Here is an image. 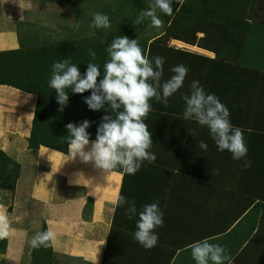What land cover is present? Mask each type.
I'll return each mask as SVG.
<instances>
[{
    "label": "crops",
    "instance_id": "crops-1",
    "mask_svg": "<svg viewBox=\"0 0 264 264\" xmlns=\"http://www.w3.org/2000/svg\"><path fill=\"white\" fill-rule=\"evenodd\" d=\"M237 3L235 15L193 10L195 41L169 39L196 67L184 64V85L167 104L150 100L153 113L144 122L157 159L134 175L119 167L110 173L79 156L66 161L68 149H28L36 96L0 85V151L20 167L14 193L0 190V264H32L30 241L44 226L57 239L51 261L36 264H196L188 245L205 238L224 247L225 264H264V0ZM2 7L0 0V51L16 50L21 22ZM172 75L164 70L162 77ZM194 80L244 130L251 167L218 150L206 126L184 120L182 96ZM118 196L134 200L138 211L158 202L164 223L153 248L134 239L138 216L129 219Z\"/></svg>",
    "mask_w": 264,
    "mask_h": 264
},
{
    "label": "clouds",
    "instance_id": "clouds-1",
    "mask_svg": "<svg viewBox=\"0 0 264 264\" xmlns=\"http://www.w3.org/2000/svg\"><path fill=\"white\" fill-rule=\"evenodd\" d=\"M182 6L183 0H177ZM172 0H154L149 5L150 10H142L133 21L139 25L150 20L153 27H161L163 21L157 15V9L173 17ZM179 11V9H177ZM94 28H110V18L106 14L96 13L91 25ZM79 28L77 24L75 26ZM106 51L110 59L103 65V79L100 66L88 63L87 70L81 75L80 69L70 59L54 62L49 87L57 93V103L63 106L68 103L69 95L66 89L83 94L91 90V95L85 98V103L91 110H101L105 104L110 105V111L116 113L103 117V123L98 128L97 137L90 144L89 121H83L79 126L68 123L69 130L67 160L80 157L84 163L95 162L97 168L110 173L116 168H122L129 175H134L144 161L155 162L157 156L150 149L153 144L152 134L144 122L151 111L149 101L152 98L168 103V98L177 93L184 85L188 68L184 65L172 67L174 73L168 80L161 83L164 72V58L156 56L149 59L140 47L138 39H129L122 35L112 40ZM93 60L96 53L89 49ZM162 93V95H161ZM185 104L184 120H195L200 126L209 129L212 139L220 151H229L234 160H244V167H251L247 157L248 148L245 142L244 130L234 127L230 120V111L215 95L205 91L199 81H192L190 92L183 94ZM195 136V129L191 130ZM199 148L207 151L209 145L201 141ZM79 182V181H78ZM118 206L125 208L129 219L138 216L136 231L133 236L145 249L153 248L159 240L156 232L162 227L163 211L158 202L146 204L142 210H137L136 202L125 196H118ZM57 239L56 233L49 228L37 232L30 241L34 248L41 246L53 247ZM205 238L188 245L196 264H225L230 260L223 246L210 242Z\"/></svg>",
    "mask_w": 264,
    "mask_h": 264
},
{
    "label": "trees",
    "instance_id": "trees-1",
    "mask_svg": "<svg viewBox=\"0 0 264 264\" xmlns=\"http://www.w3.org/2000/svg\"><path fill=\"white\" fill-rule=\"evenodd\" d=\"M64 1L71 6V25L61 26L58 31L37 23H24L17 29L19 48L0 51V85L36 96L30 135L27 139L28 149L31 150L46 147L64 153L68 149L69 130L66 128L68 123L79 126L85 120L91 122L87 131L92 140L97 137L103 117L116 116V113L110 111V105L107 103L98 111L88 107L85 98L91 95V90L77 94L71 89H66L69 100L61 111V105L57 103V93L49 87L54 62L70 59L79 67L81 75L86 73L88 63H95L101 70L99 82L104 75L103 65L110 59L106 49L112 40L125 35L129 39H138L140 47L149 59L163 57L164 70H171L172 67L181 64L196 67L193 59L189 58L190 54L168 46L169 39H178L186 43L195 41L197 30L191 26L196 20L191 17L193 10L199 9L202 13L213 12L216 15L231 12V15H235L239 6L237 0H183L182 6L177 0H172L173 17L157 9V15L163 24L157 28L151 26L150 20H146L150 26L147 33L143 29L145 22L136 25L133 21L142 10H150L149 5L154 0H42V3ZM197 12L195 11L193 15ZM96 13L108 15L111 27L107 29L92 27ZM77 24L79 28L75 27ZM89 49L96 53L95 60L92 59ZM181 56H187V59L184 60ZM163 79L167 80L168 77H162L161 80ZM149 103L151 105L149 113H153L154 106L151 101ZM19 168V164L0 151V190L14 193ZM262 223L264 219L260 220L259 227ZM42 231H46L45 226ZM51 256V247L33 248L32 264H36L38 259L50 262Z\"/></svg>",
    "mask_w": 264,
    "mask_h": 264
},
{
    "label": "rangeland",
    "instance_id": "rangeland-1",
    "mask_svg": "<svg viewBox=\"0 0 264 264\" xmlns=\"http://www.w3.org/2000/svg\"><path fill=\"white\" fill-rule=\"evenodd\" d=\"M25 2H28L30 5ZM70 4L72 5V3ZM2 6L5 13L12 17V20H17L18 23L21 22V26H23L24 21H29V23L35 22L41 26L59 31L61 26L71 25V6L65 1L61 3L45 4L42 3V0H2ZM147 21L145 20L143 29L149 33L150 26Z\"/></svg>",
    "mask_w": 264,
    "mask_h": 264
}]
</instances>
